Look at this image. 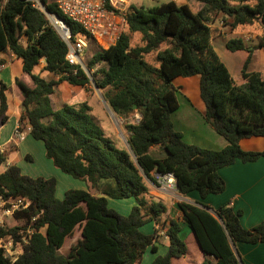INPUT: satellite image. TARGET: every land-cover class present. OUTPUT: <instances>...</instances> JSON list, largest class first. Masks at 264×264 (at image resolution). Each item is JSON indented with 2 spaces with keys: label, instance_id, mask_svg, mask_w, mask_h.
Instances as JSON below:
<instances>
[{
  "label": "trees",
  "instance_id": "trees-1",
  "mask_svg": "<svg viewBox=\"0 0 264 264\" xmlns=\"http://www.w3.org/2000/svg\"><path fill=\"white\" fill-rule=\"evenodd\" d=\"M191 1L200 6L195 13L187 5L171 1L146 9L131 5L116 42L98 48L87 63L90 71L105 65L94 72L93 81L98 89H108L103 99L112 114L124 121L126 150L116 148L105 137L90 115L87 101L75 98L53 108L50 97L59 82L84 88L89 79L79 66L65 60L67 47L42 12L25 0H6L3 6L0 0V53L9 51L19 59L29 80L27 85L15 79L22 96L19 128L26 122L29 136L42 143L44 156L53 167L93 190L68 189L58 199L53 177L23 175L16 165L7 164L6 155L0 152V167H4L0 199L29 202L25 210L12 213L23 226L0 228V237H10L14 245L26 239L13 262L0 248V264H136L147 248L155 251L158 235L144 234L141 228L149 222L158 223L167 213L166 204L148 194L147 182L157 186V175L172 174L179 195L195 192L205 199L224 191L220 169L264 157V150L249 152L239 146L242 139L264 137V78L248 71L252 51L264 49V0ZM43 2L47 12L65 21L73 39L86 37L54 3ZM217 18L230 30L255 26L258 32L253 48H245L240 39L225 43L228 53H246L239 85L211 43L210 24ZM135 34L139 44L132 46L130 35ZM150 54H154V64L146 60ZM40 61H44L41 73H51L57 81H46L34 72ZM192 76H199L203 119L225 139L223 149L186 144L173 128L170 117L177 111L178 101L172 82ZM6 90L0 82V126L7 120ZM136 113L141 118L134 123L130 118ZM153 146H159L165 157H152ZM130 198L136 205L126 217L107 208V199ZM178 208L187 233L182 235L181 225L170 220L164 232L167 252L151 264H171L184 258L189 233L200 252L195 264H243L233 250L236 245L264 242V218L245 229L240 223L241 212L226 205L215 209L214 216L203 205L180 203ZM76 228L79 238L61 255L65 239Z\"/></svg>",
  "mask_w": 264,
  "mask_h": 264
},
{
  "label": "crops",
  "instance_id": "crops-1",
  "mask_svg": "<svg viewBox=\"0 0 264 264\" xmlns=\"http://www.w3.org/2000/svg\"><path fill=\"white\" fill-rule=\"evenodd\" d=\"M166 2H170V0H166L164 3ZM189 3V0H181L180 3L175 2V4L177 5H187L190 9ZM199 8L200 6L197 4L195 6V11L192 12H197ZM210 29L211 43L216 54L217 49L215 46V41L217 44H221V48L224 50L225 43L229 39H240L243 42L245 48L249 49L251 48V45L248 44L249 40L258 41V32L256 31L255 26H240L237 27L235 30H227V26H223V23L220 18H217L213 21V23L210 24ZM256 51L259 52L260 50L256 49ZM240 52L242 54H245L244 51H239L235 53ZM227 58L229 61H237V58L234 53H232ZM238 62L241 61H239L238 59ZM43 67L44 61H40V63L36 66L40 76L44 80H58V78L51 73H41ZM248 71L256 72L262 78H264V61L261 62V72L255 69H250V67H248ZM15 79H19L25 84L29 85L28 77L22 72V62L17 59L14 55H12L9 51L1 52L0 82L5 84V86L7 87V90L5 91L7 103V120L2 126H0V152L5 153L10 151L17 152L18 149L22 148V146L25 144H27V148H29L30 144L32 143L28 142V139L32 138L28 134L29 126L26 122L23 123V127H20V131L23 132L25 135L24 139L20 141L13 136L14 129L16 127H19V120L22 114V96L17 87L15 86ZM172 83L173 86L177 89L176 96L178 101V109L171 115L170 119L174 130L181 134L183 142L208 150L223 149L227 145V142L223 137L217 135L211 128V126L208 125L203 119L204 104L199 96V76H192L189 78H176L173 80ZM241 83H243L242 79L240 83L236 84L239 85ZM178 95H181L183 102L182 104L178 99ZM50 98L53 108H59L63 104L75 98H79L80 100H85L87 102L89 100V98L86 96V93L84 92V88L73 87L65 81H61L55 86L54 92ZM130 119L132 121L133 117ZM239 146L243 151H263L264 137H251L248 139H242L239 142ZM149 153L152 157L156 159H162L165 157L164 151H162L159 146L151 147ZM7 164L13 163L9 162V160L7 159ZM218 174L225 182L224 191L218 195H209L205 199H200L197 194H194L195 192L189 193L186 196H181L177 193L176 189L173 190L174 193L172 196H170V193H165L158 188L160 191H162V194L164 196L169 197V199L165 202L167 207V213H170V216L166 218V224L168 225V222L170 220L177 221L181 225L183 233L182 235H186L187 228L183 224L180 213L176 210V204L183 202L193 206H206L207 210H209V212L213 214V216L215 215V209L220 206L226 205L232 208L234 212L240 211L243 214L249 209L251 212H253V209H258L259 217H261V209L264 212V157L259 158L255 162L251 163L235 162L233 165L220 169L218 171ZM48 177L49 176H46L44 178ZM63 181L66 182V180ZM146 184L149 189L148 194L155 197L154 194L157 191L155 185L150 182H147ZM87 185L88 184H86V186ZM58 190L59 182L57 180L55 196L59 199L60 195H58ZM66 190L67 189L64 188L63 193ZM96 195L98 196V193H96ZM135 205L136 202L133 205L131 204L132 207ZM170 210H173V212H169ZM163 220L165 221V218H163ZM254 222L255 221H253V223ZM240 223L243 228L249 229L246 224L243 223V219L241 218V216ZM253 223L251 222L250 224ZM157 228L158 225H155L154 222H150L149 234L154 233ZM164 232L165 228L157 233L158 235L154 243L155 251L153 252L150 250V248H147L142 258L136 264H151L155 257L165 255V253L167 252V237L164 235ZM185 241L187 244L188 254L184 258L173 260L171 264L198 263L200 259V252L194 244L193 236L189 233ZM190 247L191 249L193 247L192 252L190 250ZM233 250L237 251L239 258L243 264H264V242L255 245L238 244Z\"/></svg>",
  "mask_w": 264,
  "mask_h": 264
},
{
  "label": "rangeland",
  "instance_id": "rangeland-1",
  "mask_svg": "<svg viewBox=\"0 0 264 264\" xmlns=\"http://www.w3.org/2000/svg\"><path fill=\"white\" fill-rule=\"evenodd\" d=\"M50 2H52V0H49ZM166 0H158V1H151V0H130V4L133 7H143V8H150V7H154V6H158L161 3H164ZM181 0H178L177 3H180ZM6 0H2V6L5 4ZM189 7L191 9V11H195V6L197 5L196 2L189 0ZM236 4V3H234ZM249 5H252V2L250 1L248 3ZM219 21V19H218ZM224 26V24H223ZM227 30H230L227 26ZM80 38H82L80 36ZM130 43L132 46L139 44V36L137 34L135 35H130ZM248 44L251 45V48H253L254 46L257 45V41H253V40H249ZM215 46L217 49V54L221 60V62L225 65V67L228 69L232 79L236 82V83H240L241 82V78H240V70H241V65H242V61H244L243 59L246 56V53L242 54L240 53H234V55L237 58V61H229L228 60V56H230L232 53H228L227 51H225L224 49H222V45L221 44H217L215 41ZM98 49V47L96 48V46H92L88 47L87 50H85L84 52V61H83V71L86 74V76L89 79V83L87 86L84 87V92L86 93V96L89 98L88 102L89 105L91 106V112L90 115L92 116L94 122L102 129L103 134L105 135L106 138H108L113 145L120 149V148H125L126 150H128V146L126 143V133L123 131L122 125H123V119L116 117L115 115L112 114V112L109 110L106 102L103 99V94L108 90V89H98L95 85H94V72L101 69L103 66H105L104 64H99L96 65L95 68L90 71L87 68V63L89 62L92 54ZM104 49V48H101ZM259 50V49H258ZM261 50H262V54H261ZM255 53V54H254ZM262 55V56H261ZM227 56V57H226ZM244 56V57H242ZM239 61L241 62H238ZM146 60L149 63H155L154 62V54H150L148 56H146ZM264 61V49H260L259 52H257L256 50L252 51L251 53V57H250V62L248 64V67H250V69H255L259 72H261V62ZM34 72L36 74H38V70L37 68L34 69ZM182 87V86H181ZM182 89V88H181ZM87 98V99H88ZM178 99L182 102V98L181 95H178ZM23 127V126H21ZM25 137V135H24ZM28 142H32L29 146V148H27V144L23 145L22 148H19L17 152H4V155L7 156V159L9 160V162L13 163L14 165H16L21 173L23 175H26L30 178H36V177H53L54 179H56V181L58 180L59 182V192L58 195H60L59 199L62 198V193H63V189L66 188L68 189H79V190H84V191H90L92 192L93 190L91 188L88 187V185L86 186L85 182H82L80 180H76L73 179L72 177L65 175L63 173H61L59 170H57L56 168L53 167V165L51 164V162L45 158L44 156V150H43V145L41 142L39 141H35L33 139H28ZM154 152H158V151H154ZM3 166L0 167V172L3 171ZM63 180H66L63 181ZM158 184V183H157ZM157 188L156 193L154 194V196L158 199H160L161 201H163L164 203L169 199V197L164 196L162 194V191H160L158 189V186H155ZM170 196L173 195V192H169ZM196 194V193H194ZM167 195V194H166ZM184 203V202H183ZM131 204H135L134 199H124V200H113V199H108L107 201V208L111 209L112 211H114L115 213H117L118 215L122 216V217H126L132 206ZM180 203L176 204L177 206V211L180 213L181 218H182V213L181 210L178 208V205ZM186 204V203H184ZM8 205L3 204L2 202H0V228H12V227H20L23 226L22 221H16L13 219L12 214L11 213H7L5 212V210L7 209ZM244 211V210H242ZM169 212H173V210H170ZM213 215V214H212ZM170 216V213H166L165 215H163L160 220L158 221V223H156L155 225H158V228L154 231V232H159L160 230H163L164 228L167 227V220L166 218ZM163 218H165V221L163 220ZM241 218L243 219V223L246 224V226L250 229L252 227H254L255 225H257L260 221H262V219L264 218V212L261 209V217H259L258 214V209H253V212L249 210H247V212L241 213ZM253 221H255L253 223ZM253 224H250V223ZM149 226H150V222L144 224V226L142 227V233L145 234H149ZM148 230V231H147ZM148 232V233H147ZM79 229L76 228L74 230V233L71 237L66 238L63 244V247L59 250V253L61 255L65 254L66 249L69 247V244L73 243L76 239L79 238ZM29 234V233H28ZM26 239H24V241H22L20 244H16V245H12V251L14 252L15 250L17 251L19 248H21V246H23V244H25ZM233 248V247H232ZM191 252L193 251V247L191 249ZM15 251V252H16Z\"/></svg>",
  "mask_w": 264,
  "mask_h": 264
},
{
  "label": "built area",
  "instance_id": "built-area-1",
  "mask_svg": "<svg viewBox=\"0 0 264 264\" xmlns=\"http://www.w3.org/2000/svg\"><path fill=\"white\" fill-rule=\"evenodd\" d=\"M31 6L42 12L47 18L50 26L56 31L59 38L65 43L67 52L65 60L73 65L79 66L83 70L84 52L88 47L96 46V48H108L114 44L123 31L125 12L131 6L130 0H52L47 3H54L60 14L78 25L81 31L86 35L85 38H72L69 26L65 21L55 14L47 12L43 0H25ZM158 1V0H151ZM177 2L178 0H170ZM140 115L136 113L133 116V122L140 121ZM13 136L22 141L24 133L16 127L13 131ZM158 188L165 193L175 190V179L172 174L163 176L157 175ZM8 205L5 212L13 213L14 211L25 210L29 202L23 198L11 199L7 202ZM33 221V219H32ZM31 231L28 230V233ZM12 240L10 237H0V248H2L11 258L12 262L21 253L19 248L16 252L12 251Z\"/></svg>",
  "mask_w": 264,
  "mask_h": 264
},
{
  "label": "water",
  "instance_id": "water-1",
  "mask_svg": "<svg viewBox=\"0 0 264 264\" xmlns=\"http://www.w3.org/2000/svg\"><path fill=\"white\" fill-rule=\"evenodd\" d=\"M132 108L135 110V109H136V106H135V105H133V106H132ZM175 188H176V184H175Z\"/></svg>",
  "mask_w": 264,
  "mask_h": 264
}]
</instances>
